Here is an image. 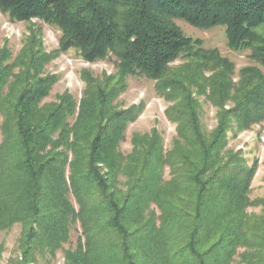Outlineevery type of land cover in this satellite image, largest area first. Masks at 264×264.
Returning <instances> with one entry per match:
<instances>
[{
    "label": "trees",
    "instance_id": "trees-1",
    "mask_svg": "<svg viewBox=\"0 0 264 264\" xmlns=\"http://www.w3.org/2000/svg\"><path fill=\"white\" fill-rule=\"evenodd\" d=\"M0 9L56 25L61 48L89 62L118 60L116 76L87 75L77 105L67 91L43 101L55 76L42 74L35 41L13 63L0 54V230L21 227L9 264L53 258L75 223L81 232L63 264H264V212H247L254 169L226 147L232 123L263 118L264 0H0ZM174 19L223 25L228 46L250 49L262 69L243 67L233 81V63ZM137 74L170 102L176 135L164 149L155 127L134 133L123 154L136 113L112 102ZM197 96L217 108L209 133Z\"/></svg>",
    "mask_w": 264,
    "mask_h": 264
},
{
    "label": "rangeland",
    "instance_id": "rangeland-1",
    "mask_svg": "<svg viewBox=\"0 0 264 264\" xmlns=\"http://www.w3.org/2000/svg\"><path fill=\"white\" fill-rule=\"evenodd\" d=\"M183 34L192 40H199L204 49H215L227 58L234 66L233 81L238 80L239 71L246 66H261L251 57L250 49H232L228 46L225 27L215 25L208 28L195 27L183 19H174ZM62 33L54 24L40 18L29 20H15L0 9V54H6L5 63H13L30 40L35 41L46 63L43 75L52 74L55 81L52 84L44 102L54 101L57 95L69 92L78 105L85 89L87 75L92 78L116 76L118 72L117 58L108 53L104 58L89 62L82 58L74 48L62 49L60 45ZM4 52V53H2ZM184 59L174 60L171 65L177 68ZM208 73V72H207ZM206 73V74H207ZM202 128L209 133L216 124L217 108L205 96H197ZM113 105L119 109L134 107L136 117L131 121L124 132L119 150L123 154L131 151V137L134 133H146L155 127L161 137L162 146L167 149L176 135V125L165 115L169 101L155 90V81L143 75H128L124 79V87L113 100ZM2 115L0 114V143L2 141ZM227 149L240 151L246 164L254 170L250 180L248 196L251 204L247 212L260 215L264 212V114L259 121L252 122L247 127H240L232 123V129L227 131ZM166 169L165 176L168 175ZM21 227L14 224L10 229L0 230V243L3 249L0 254V264H9L10 260L19 255L18 239ZM81 232L79 223L71 226L68 242L62 249L74 247ZM57 250L55 256H38L39 264H63V251Z\"/></svg>",
    "mask_w": 264,
    "mask_h": 264
}]
</instances>
